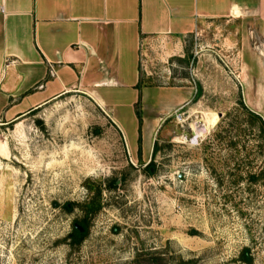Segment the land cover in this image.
<instances>
[{
    "label": "rangeland",
    "instance_id": "374dc122",
    "mask_svg": "<svg viewBox=\"0 0 264 264\" xmlns=\"http://www.w3.org/2000/svg\"><path fill=\"white\" fill-rule=\"evenodd\" d=\"M251 24L142 48L141 158L111 108L76 91L0 122V264H244L243 249L264 264V37Z\"/></svg>",
    "mask_w": 264,
    "mask_h": 264
},
{
    "label": "crops",
    "instance_id": "0c3cea01",
    "mask_svg": "<svg viewBox=\"0 0 264 264\" xmlns=\"http://www.w3.org/2000/svg\"><path fill=\"white\" fill-rule=\"evenodd\" d=\"M239 19L264 37V0H0V122L76 91L111 108L113 124L137 150L142 48Z\"/></svg>",
    "mask_w": 264,
    "mask_h": 264
},
{
    "label": "trees",
    "instance_id": "16d2710c",
    "mask_svg": "<svg viewBox=\"0 0 264 264\" xmlns=\"http://www.w3.org/2000/svg\"><path fill=\"white\" fill-rule=\"evenodd\" d=\"M139 86H140V93H141V80L140 83L137 86V90H139ZM139 93V91H138ZM139 93V98H138V102L134 107V112L138 121V148H137V154L138 157L141 158V152H142V120H141V116H140V109H141V94ZM253 116V115H252ZM255 117V116H253ZM256 118V117H255ZM151 164V163H149ZM149 166V165H148ZM147 166V167H148ZM148 171L150 170V168L147 169ZM117 182L118 180H111L108 182V187L107 190H111L112 189H116L117 188ZM100 193V192H98ZM58 206V205H55ZM63 210L66 213H71L73 212V210L75 209V204L74 203H67L65 205L62 206ZM98 207L90 208V213H95L97 211ZM96 209V210H95ZM93 215H85V217H83L81 220L75 221V224L72 228V231L68 234V236L66 237V242H68V246L70 247V249H75L80 247V245L85 241V239L88 236V232H89V222L90 219L93 218ZM75 225H77L80 229L76 228ZM239 260L244 263V264H252L253 259L250 256V252L249 249H243L240 256H239Z\"/></svg>",
    "mask_w": 264,
    "mask_h": 264
},
{
    "label": "bare ground",
    "instance_id": "6f19581e",
    "mask_svg": "<svg viewBox=\"0 0 264 264\" xmlns=\"http://www.w3.org/2000/svg\"><path fill=\"white\" fill-rule=\"evenodd\" d=\"M205 117H206V122H207V126L208 127L207 128H200V127H198L197 129L200 132H206V130L208 128L215 126L216 123H217V119L218 118H217L216 114L210 113V114L205 115Z\"/></svg>",
    "mask_w": 264,
    "mask_h": 264
},
{
    "label": "water",
    "instance_id": "95a60500",
    "mask_svg": "<svg viewBox=\"0 0 264 264\" xmlns=\"http://www.w3.org/2000/svg\"><path fill=\"white\" fill-rule=\"evenodd\" d=\"M76 228L80 229L77 225H75ZM81 230V229H80ZM82 231V230H81Z\"/></svg>",
    "mask_w": 264,
    "mask_h": 264
}]
</instances>
